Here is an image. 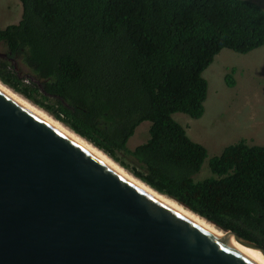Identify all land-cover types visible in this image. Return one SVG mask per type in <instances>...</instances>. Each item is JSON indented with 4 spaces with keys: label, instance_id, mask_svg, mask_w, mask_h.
Segmentation results:
<instances>
[{
    "label": "trees",
    "instance_id": "1",
    "mask_svg": "<svg viewBox=\"0 0 264 264\" xmlns=\"http://www.w3.org/2000/svg\"><path fill=\"white\" fill-rule=\"evenodd\" d=\"M0 27V81L197 214L264 245V144L245 139L209 159L172 117L203 114L202 71L222 49L264 44L254 0H19ZM19 59L28 75L17 71ZM235 67L224 75L234 86ZM148 120L149 136L127 146Z\"/></svg>",
    "mask_w": 264,
    "mask_h": 264
},
{
    "label": "water",
    "instance_id": "2",
    "mask_svg": "<svg viewBox=\"0 0 264 264\" xmlns=\"http://www.w3.org/2000/svg\"><path fill=\"white\" fill-rule=\"evenodd\" d=\"M201 217L264 257V245ZM0 264L264 260L163 202L0 87Z\"/></svg>",
    "mask_w": 264,
    "mask_h": 264
},
{
    "label": "rangeland",
    "instance_id": "3",
    "mask_svg": "<svg viewBox=\"0 0 264 264\" xmlns=\"http://www.w3.org/2000/svg\"><path fill=\"white\" fill-rule=\"evenodd\" d=\"M254 1L264 8V0ZM21 11L19 0H0V27L18 22ZM5 51V44L0 41V52ZM12 62L19 73L28 75L21 60ZM231 67H235L234 78L236 73H245L249 78L245 90L238 80L235 87L225 84L224 74ZM201 74L207 80L203 114L194 118L180 111L172 113L187 135L206 148L207 155L195 179L213 175L208 166L209 159L219 155L226 145L241 139L249 144H264V44L246 53L222 48ZM149 126L148 120L140 122L127 146L133 148L144 142L149 136Z\"/></svg>",
    "mask_w": 264,
    "mask_h": 264
},
{
    "label": "bare ground",
    "instance_id": "4",
    "mask_svg": "<svg viewBox=\"0 0 264 264\" xmlns=\"http://www.w3.org/2000/svg\"><path fill=\"white\" fill-rule=\"evenodd\" d=\"M0 87L3 88L4 90H6L7 92H9L10 94H12L13 96H15L16 98H18L20 101H22L23 103H25L26 105L31 107L33 110H35L36 112H38L42 116H44L46 119H48L49 121L54 123L56 126L61 128L62 130H64L66 133H68L70 136L75 138L77 141H79L81 144H83L85 147H87L90 151H92L94 154H96L102 160H104L109 165H111L113 168H115L117 171H119L120 173H122L123 175L128 177L130 180H132L133 182H135L136 184H138L139 186H141L142 188H144L145 190H147L148 192H150L151 194H153L154 196H156L157 198H159L163 202H165L168 205L174 207L176 210H178L179 212H181L185 216H187V217L191 218L192 220L196 221L197 223L202 225L207 230H209L212 233L216 234L217 236H219L220 238L224 239L225 241L237 246L238 248H240L241 250H243L246 253L250 254L251 256H253V257L257 258V259L264 260L263 255L259 251L240 245L238 242L233 240L230 236L228 237L227 235H225V233H223L221 230L217 229L215 226H213L211 223L206 221L201 216H199V215L193 213L192 211H190L189 209L183 207L182 205H180L179 203L174 201L172 198L166 196L165 194H162V193H159V192L155 191L154 189L149 187L147 184H145L143 181H141L137 177H134L131 173L127 172V169L125 170L117 162L113 161L111 159V157H109V155H106L101 150H99L98 148L94 147L93 145H91L90 143L85 141L82 137H80L73 130H71L68 127H66L65 125H63L57 119H54L51 115L46 113L44 110H42L39 107H37L36 105H34L30 100L25 99L24 97H22V95L16 93L15 91H13V89H10L6 85L2 84L1 82H0Z\"/></svg>",
    "mask_w": 264,
    "mask_h": 264
},
{
    "label": "crops",
    "instance_id": "5",
    "mask_svg": "<svg viewBox=\"0 0 264 264\" xmlns=\"http://www.w3.org/2000/svg\"><path fill=\"white\" fill-rule=\"evenodd\" d=\"M237 80L241 84L242 90H245V88L247 87V84L249 82V78L245 75V73L244 74H242V73H238V74L236 73L235 74V84L233 87L236 86Z\"/></svg>",
    "mask_w": 264,
    "mask_h": 264
},
{
    "label": "flooded vegetation",
    "instance_id": "6",
    "mask_svg": "<svg viewBox=\"0 0 264 264\" xmlns=\"http://www.w3.org/2000/svg\"><path fill=\"white\" fill-rule=\"evenodd\" d=\"M21 9H22V6H21ZM21 13H22V11H21ZM21 17V16H20ZM3 28V27H2ZM1 41V40H0Z\"/></svg>",
    "mask_w": 264,
    "mask_h": 264
}]
</instances>
